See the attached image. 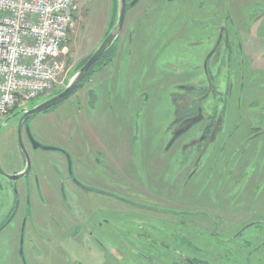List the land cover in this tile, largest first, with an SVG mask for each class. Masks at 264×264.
<instances>
[{
    "label": "rangeland",
    "instance_id": "rangeland-1",
    "mask_svg": "<svg viewBox=\"0 0 264 264\" xmlns=\"http://www.w3.org/2000/svg\"><path fill=\"white\" fill-rule=\"evenodd\" d=\"M167 1L154 0L151 12L145 11L150 7L143 1L126 14L114 63L97 71L77 95L85 102L86 89L101 94L100 113L88 114L93 119L86 116L84 121L96 130L114 171L102 172L93 184L120 198L80 193L81 218L59 221L62 229L42 243V252L29 249L28 235L21 245L17 235L4 232L0 264H149L134 253L165 264V254L200 257L192 246L184 247L185 241L180 243L186 236L218 255L222 252L218 247L208 246L212 237L221 244V239L237 237L252 223L260 226H251L243 236L251 232L252 239L264 242V134L259 135L264 131V0H180L176 5ZM114 4V0H79L75 28L65 46L68 77L106 35ZM225 27L232 48L241 42L243 52L209 66L207 52L213 51L219 29ZM66 81L56 87L58 92ZM210 82L212 89L200 107L204 115L222 118V131L196 165L202 144L195 150L188 146V156L172 145L181 132L172 125L174 100L177 86L203 88L199 95L209 93ZM52 95L34 99L26 105L28 110ZM72 100L31 116L30 126L23 129L21 144L41 170L59 153L29 149L25 130L29 127L31 137L42 146L65 147L68 121L76 116L70 112ZM15 121L9 116L0 123L2 163L9 158L16 163L20 155ZM200 128L184 132L180 142L201 139ZM7 193L0 191V205ZM43 213L38 216H44L47 224L50 212ZM88 233L93 238L86 237Z\"/></svg>",
    "mask_w": 264,
    "mask_h": 264
},
{
    "label": "flooded vegetation",
    "instance_id": "flooded-vegetation-1",
    "mask_svg": "<svg viewBox=\"0 0 264 264\" xmlns=\"http://www.w3.org/2000/svg\"><path fill=\"white\" fill-rule=\"evenodd\" d=\"M132 1L134 0H126L127 7ZM143 1H145L150 7L148 9L146 8V12L155 10V6H153L154 0H138L134 7L127 8L126 14L137 6H140ZM179 2L180 0L167 1L168 5H176ZM132 26L133 25L129 28ZM129 28L127 29L128 31ZM127 30V35L125 34L126 37L128 36ZM219 31L221 32L219 41L215 46V43H213V51L210 49L207 52L208 55L206 57V61L210 62L209 66L219 64L222 58V61L227 59L233 52H236L238 55L243 52L241 42H235V46L232 48V43L229 41L230 33L229 30H226V27L219 29ZM122 35L123 29L119 39L106 52L107 54L104 53L98 59V61L91 67L92 69L95 67V70L101 71L108 65H112L114 63ZM105 36L106 35L104 34L103 38ZM131 36L132 35L129 37L131 38ZM206 74L209 77V80H211V72L206 70ZM86 83H92L91 77L87 79V82H85L81 88L77 89L75 93L69 97L71 99L73 98L72 101H74L70 104L73 106V111L71 110L70 112H73L76 116L75 118H70V121H68L70 135L67 143L64 145L65 147L56 146L55 148L49 147L50 149H43L37 145L38 142H36L29 134V127L25 130L30 139L28 140L29 149L54 151L59 153L57 158L49 161L41 170L38 168L37 162L36 164H33V159L27 152L28 149H25L23 148L24 146H22L25 153L20 149V155L18 160H16V163L15 160H12L11 158L7 159L5 163L0 161V191L8 192L5 194V201L0 205V235L4 232L5 235H12L13 233L19 237L21 245L24 243V237L28 235V245L29 249L32 251L38 250L42 252L45 249L42 248V243L49 240L50 237L55 234V230L62 229L60 222H74L77 221L76 217L81 218L84 206L80 193L87 194L89 192H94L98 194L100 189H98L97 185L95 186L93 184L95 179L98 180V177L102 172L109 173L114 171L113 160L111 161V158H107L109 153L105 151L104 147L100 143L96 130L91 128L87 121H84L86 120L85 117L88 116V114L92 113L97 116L100 113L101 108L98 103L101 94L98 90L86 89L85 102H82L83 99L77 97L79 92L84 91L83 87ZM210 84L211 82L207 87L209 93L199 95L196 94H198L199 91H202L203 88H197L189 84L177 86L176 90L178 91L176 92V98L174 100L176 109L172 125L181 132L173 138L172 145L175 144V151H179L180 155L183 153L188 156L191 154V151L186 150L188 146L194 147L195 150V146L196 148H200V145L202 144L199 158L195 159V162H197L196 165H198L200 159L206 155L209 147L213 146L211 144H214L218 135L222 131V118L219 116L220 118L217 117L216 119V117L214 118L210 115H204L203 109L200 107L202 100L210 94L212 89V85ZM52 93L56 94L58 91L54 89L50 94ZM57 106L48 110L52 111V109ZM87 108H91L90 111H87ZM21 109L22 108L16 109L9 115L11 116L15 114L17 134L18 136L20 134L19 139L26 124L30 126V117L22 119L26 112H20ZM48 110L42 113H48ZM94 115L88 116L87 119H93ZM195 126L201 127V134H203L202 138H191L186 144L180 142V138L183 133ZM263 134L264 131H261L259 135ZM89 138L92 139L93 142H90ZM102 161H105V165H103ZM196 169L197 167H195V170ZM191 170H193V168ZM94 173H96V176H94ZM67 192L70 196V200H72V205L68 202ZM100 193L110 195L118 199L120 198L108 192ZM131 204L134 207L146 211L164 213L142 204ZM44 210H48L50 212L49 222L45 218L47 224L44 222V216L43 219L38 216V214H44ZM100 226V223L96 224V227L99 228ZM86 235V237L91 238L94 236L93 233H88ZM95 240L96 242L99 241L96 238ZM37 241L39 242V245H37ZM0 251H2L1 248ZM134 254H137V257L149 264H157V262L150 257H145L144 255L138 253ZM20 255H22L21 249Z\"/></svg>",
    "mask_w": 264,
    "mask_h": 264
},
{
    "label": "built area",
    "instance_id": "built-area-1",
    "mask_svg": "<svg viewBox=\"0 0 264 264\" xmlns=\"http://www.w3.org/2000/svg\"><path fill=\"white\" fill-rule=\"evenodd\" d=\"M79 0H0V123L64 84Z\"/></svg>",
    "mask_w": 264,
    "mask_h": 264
},
{
    "label": "trees",
    "instance_id": "trees-1",
    "mask_svg": "<svg viewBox=\"0 0 264 264\" xmlns=\"http://www.w3.org/2000/svg\"><path fill=\"white\" fill-rule=\"evenodd\" d=\"M114 17L115 14L112 15V21L110 26L113 24ZM89 57L90 55H88L85 59H83L82 62L79 63L78 66H76L75 70L81 68ZM97 71L98 70H95V67L93 69L90 68L87 75L81 82V87L85 82H87V79L92 77V75H94ZM251 226L257 227L260 226V224L252 223L246 226L244 230L242 229L241 231H239L240 233L238 232L239 234L237 233L238 234L237 237L221 239L220 240L222 242L221 244H219V240H215L216 237L214 238L211 236L212 240L208 242V246L211 245L214 247H218V249L222 251L218 255H215V253H213L214 251L212 252L211 247H208L210 251L207 250L206 248L202 249L198 247L199 246L198 244L192 242L191 239L186 236L184 239L183 238L181 239L180 243L183 245V242L185 241L184 247L192 246L193 249L195 250L193 252L199 253L200 257L192 258L190 254H188V256L190 257H184L178 254H175V256L172 257L168 254H165L167 255L165 256L167 260V261L165 260V264H264V242L258 243L257 238L252 239L254 234L251 235L252 234L251 232L248 233V234L251 233L250 235L246 234L247 236L246 235L243 236L244 231L246 229H249ZM256 229L258 232L260 231L258 230L259 228ZM208 238L205 237L202 239H208Z\"/></svg>",
    "mask_w": 264,
    "mask_h": 264
},
{
    "label": "water",
    "instance_id": "water-1",
    "mask_svg": "<svg viewBox=\"0 0 264 264\" xmlns=\"http://www.w3.org/2000/svg\"><path fill=\"white\" fill-rule=\"evenodd\" d=\"M115 4V17L113 24L108 28L106 32V36L102 39L100 44L94 49V51L90 54V57L86 61V63L79 69L75 70L69 77L68 80L65 83L64 88H62L58 93L53 94L45 101L41 102L40 104L32 107L28 110L27 106L23 107L20 112H26L24 114V118L31 117L35 114L44 112L54 106H57L67 100L72 94L75 93V91L81 87V82L87 75L90 68L98 61V59L109 50L110 47H112L115 42L119 39L125 17H126V11L127 8H132L136 4L138 0L132 1L129 6L127 7L126 0H114ZM15 114L11 115L13 117ZM10 116V117H11ZM20 125V123H19ZM38 146L42 147L43 149H50L49 147L42 146L37 143ZM19 146L22 152L23 148L20 143L19 139ZM37 147V146H34ZM25 153V152H24Z\"/></svg>",
    "mask_w": 264,
    "mask_h": 264
}]
</instances>
